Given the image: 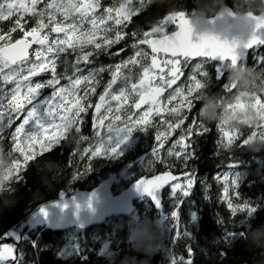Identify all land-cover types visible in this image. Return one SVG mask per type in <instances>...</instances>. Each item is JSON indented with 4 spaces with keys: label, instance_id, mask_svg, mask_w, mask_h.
I'll use <instances>...</instances> for the list:
<instances>
[{
    "label": "snow or ice",
    "instance_id": "6c2138e0",
    "mask_svg": "<svg viewBox=\"0 0 264 264\" xmlns=\"http://www.w3.org/2000/svg\"><path fill=\"white\" fill-rule=\"evenodd\" d=\"M151 2L112 0L107 4L103 0H0V21L7 20L11 25L0 34V142L7 140L17 157L12 161L11 172L4 177L12 182L21 181L22 169L39 155L60 145L70 131L78 134L77 143L91 141L89 147L83 149L85 153L91 152L88 157L91 160L97 156L116 158L120 155L121 145L133 131L148 134L149 129H154V142L148 145L140 163L153 172L156 165L163 170L150 177L140 175L136 186L161 211L172 233L170 242L175 244L180 238H193L191 231L181 228V217L184 206L189 223L198 219L192 199L196 176L190 171L174 174L168 157L187 162L194 155L187 151L189 145L186 140L193 136L196 121L182 127L186 110L194 107V95L210 84L213 77L217 81L222 79L219 65L215 67V73L210 72L206 65L216 59L236 63L240 43L193 33L183 10L168 11L147 31L125 32L133 17ZM26 15L33 20L30 27L28 20L24 19ZM168 25H175L176 30L171 35L165 32ZM17 30L22 35L14 39L13 33ZM262 31L264 18L254 17L253 34L243 48L256 52L259 46L264 45ZM128 37L133 38L129 55L115 64L89 67L101 54L112 58L123 53L128 45L116 51L110 50ZM145 45L150 51L145 50ZM257 60L264 62V57L257 56ZM190 61L194 62L189 65ZM61 65L63 71L59 70ZM189 67L185 77L184 69ZM106 69L110 78L93 104L90 97L97 92L96 86ZM178 81L181 83L177 84ZM231 87L228 82L223 84L224 90ZM45 89L50 91L45 94ZM237 103L242 105L244 101ZM253 104L264 107V99L256 96ZM89 109L91 137L80 135L84 114ZM216 127L220 134L217 147L229 149L239 139L242 148L250 136L264 130V121L250 129L245 138H241L239 128L221 122H217ZM177 129L178 138L166 148L168 137ZM195 131L199 132V126ZM177 145L179 151L176 150ZM76 155L82 156L83 153L73 148L69 162H73ZM237 164L239 161L229 167ZM77 175L74 172L73 179ZM215 179L223 184L219 200L226 204L231 217L240 214L235 223L247 230L257 220L260 205L247 197L241 200L238 173L231 177L227 171L222 175L217 173ZM200 183L207 200L208 186L203 180ZM165 188L169 189L168 197L172 200L169 212H165L161 196ZM232 197L240 202H234ZM39 210L46 214L43 206ZM243 236L245 231H225L218 239L230 242ZM0 239L8 241L0 242V264H37L33 260L25 262L23 251V245L30 242L38 256L35 238L26 239L23 234L2 232ZM186 252V260L183 255L173 256L171 264H193V247L186 246ZM219 255L223 256L224 252H219Z\"/></svg>",
    "mask_w": 264,
    "mask_h": 264
},
{
    "label": "trees",
    "instance_id": "16d2710c",
    "mask_svg": "<svg viewBox=\"0 0 264 264\" xmlns=\"http://www.w3.org/2000/svg\"><path fill=\"white\" fill-rule=\"evenodd\" d=\"M103 2L111 4L112 0H103ZM181 5H184V7L181 8ZM173 6L177 10L185 11L187 7H190V0H160V2L152 0L141 13L133 17L125 32L136 31L140 33L147 31L159 19H162L168 13L170 7ZM24 19L28 20V26L30 27L33 20L28 18L27 15ZM10 26L9 21H0V34L7 31ZM172 29L174 28L168 25L165 32L168 33ZM19 35H22V33L17 30L16 33H13V38H19ZM132 40V37H128L113 46L110 51H116L128 45L125 51L116 57L110 58L105 54H101L93 64L94 67H99L101 64H115L121 58L129 55ZM144 48L148 51L146 46ZM257 56L264 57V45L259 46L256 52L250 50L246 59L242 62L264 66V62H258ZM71 59L69 57V60ZM193 62L190 61L189 65ZM227 63L221 66L210 61L206 68L215 73V67L219 65L220 75L222 76ZM59 70H64L62 65ZM68 71L71 72V67ZM135 71H138V69L134 70V73ZM185 71L186 77L188 69H184ZM226 75L219 81L215 80L214 77L212 78L211 91L222 93L228 91L223 89V84L228 82ZM109 78L110 75L106 69L101 74L100 83L96 86L97 92L90 97L93 104ZM133 79H135V75H133ZM183 79L184 77H182V81ZM180 83L181 81L177 82V84ZM49 91V89H45V93ZM199 106V103H195L191 110H186L187 116L182 125L186 128L193 120L196 121L193 136L186 140V144L189 145L187 151L194 153V155L187 162H181L174 156L168 157L169 163L173 165L174 173L190 171L194 172L196 176L192 199L195 201L193 210L198 211V219L195 223H189L187 210L184 206H182L183 214L181 217V228L186 227L191 231L193 238L191 240L186 237L180 238L173 244L170 242L172 234L170 230H161V246L149 258V264H171L172 257L180 255H183L186 260V246L188 245L194 249L193 264H264V251L250 248L244 226L235 223L240 214L237 217H231L226 204L219 200L223 184L215 179L217 173L222 175L225 171H230V174H234V172L239 174L240 186L238 191L241 193V200L247 197L254 204L260 205L256 214L257 220L249 225L255 227V223L264 221V167H262L264 165V150L253 152L248 150L246 146L241 148L239 139L233 145L232 150L217 147L216 141L220 137L216 127L217 122H202L197 112ZM84 115L85 121L81 124L80 135L91 137V109ZM197 126H199V132L195 131ZM240 130L241 138H245L250 133V128L247 127ZM154 131V129H149L148 134H146L137 130L132 136L131 143L124 150H121L120 155L116 158L97 156L89 160L90 152L85 153L83 149L89 147L91 141L77 143L76 141H70L69 138L48 152L39 155L22 169L21 181L11 182L13 187L17 189L15 193L16 203L12 207L0 210V233H11V231L19 229L27 216L40 205L71 195L78 190L91 189L113 173L116 175L111 188L113 193L119 192L129 183L139 178L140 175L150 176L154 172L147 166L142 167L140 162L146 154L148 145L154 142ZM174 133L179 135V129ZM0 144L10 147L7 140L0 142ZM73 148L78 149V152L83 153V155H76L74 161L69 162L68 157ZM45 161H54L60 167L44 170L40 165ZM237 161H239V164L235 167H229L230 164H235ZM158 170L162 171L163 169L156 165L155 172ZM74 172L78 174L76 179H73ZM201 180L208 186L207 195L209 198L207 200L204 199L205 192L203 185L200 183ZM168 191L169 189H166L162 196L165 212H169L172 206ZM232 198L234 202H240L237 201L236 197ZM134 204L135 209L129 215H113L106 218L102 223L85 229L68 228L61 231H52L39 226L22 233L26 239L35 238L39 247L37 256V250L32 247L30 242L23 245L25 262L33 260L37 264H108L110 258L115 256L119 259L125 255H135L137 259H141L142 255L134 253L126 239L130 222L133 219L147 216L159 223L158 220H161V217L157 220V216L162 213L160 210H156L146 197L135 201ZM160 225L167 226L165 221L161 222ZM225 231H245V236L235 237L230 242H225L218 239L223 236ZM69 238L77 243V247L69 251H63ZM0 242L8 241L0 239ZM205 250L207 254H205ZM221 251L224 252L223 256L219 255ZM58 253L60 255H57ZM81 257L84 258L81 259Z\"/></svg>",
    "mask_w": 264,
    "mask_h": 264
},
{
    "label": "clouds",
    "instance_id": "9594fccd",
    "mask_svg": "<svg viewBox=\"0 0 264 264\" xmlns=\"http://www.w3.org/2000/svg\"><path fill=\"white\" fill-rule=\"evenodd\" d=\"M160 2V0H156ZM181 8L184 5L180 6ZM169 11L175 12V6ZM186 16L193 33L222 37L231 30L235 40L246 43L253 34L254 17L264 18V0H190ZM226 79L232 87L227 92L211 91L210 84L197 91L193 99L199 103L198 117L202 122H221L229 127L256 128L264 121V107L254 106L256 96L264 99V66L228 62ZM244 104H238V101ZM70 141H76L78 134L69 132ZM246 147L258 152L264 150V130L250 136ZM228 150H232L230 147ZM10 147L0 144V210L15 205L16 196L12 183L6 177L12 170V161L16 159ZM40 167L44 170L59 168L54 161H45ZM264 167V165H262ZM161 225L147 216L130 222L126 239L134 253L142 255L141 259L133 256L110 258L108 264H149V258L160 248ZM248 246L264 251V222L246 230Z\"/></svg>",
    "mask_w": 264,
    "mask_h": 264
},
{
    "label": "water",
    "instance_id": "95a60500",
    "mask_svg": "<svg viewBox=\"0 0 264 264\" xmlns=\"http://www.w3.org/2000/svg\"><path fill=\"white\" fill-rule=\"evenodd\" d=\"M170 26L174 29L166 33L168 35H171L172 32L176 30L175 25ZM261 35L264 36V31L261 32ZM193 38L195 39L196 36ZM221 39L232 41L235 40V36L231 30H229L221 37ZM148 51H150V49H148ZM249 51L250 50L243 48V44H240L237 48L238 61H244ZM213 62L224 66V64L229 61L225 60L221 62L219 59H216ZM225 74L226 71L222 73V77ZM158 172L159 170L153 174ZM115 178L116 175L113 173L97 183L91 189L78 190L71 195L40 205L37 209L32 211L21 224L20 233H26L27 231L39 226H43L44 228L52 231H61L68 228L85 229L90 226L100 224L106 218L113 215H129L135 209L134 202L144 197H146L151 203L147 194L137 188V179L129 183L119 192L113 193L111 188ZM166 189L168 188H165L162 191L161 196H163V192ZM41 206L45 208L46 214L40 212L39 209Z\"/></svg>",
    "mask_w": 264,
    "mask_h": 264
},
{
    "label": "rangeland",
    "instance_id": "374dc122",
    "mask_svg": "<svg viewBox=\"0 0 264 264\" xmlns=\"http://www.w3.org/2000/svg\"><path fill=\"white\" fill-rule=\"evenodd\" d=\"M81 67H83V65H81ZM89 67H94V65H90ZM186 69H188V72L190 71V68H186ZM185 73H186V71H185ZM45 94H47V93H45ZM136 131H137V130L133 131V133L130 135L129 139H128L124 144L121 145V147H120V151H121V150H124V149H125L130 143H131L132 136H133V134H134ZM178 136H179L178 134L173 133V135H172L171 137H168L167 142H166V148H167L168 146H171V142H172V140L178 138ZM166 148H165V150H166ZM176 150H180V149H179V145L176 146ZM89 152H90V151H89ZM90 154H91V152H90ZM227 172L230 173V171H227ZM231 175H235V172H234V174H230V177H231ZM160 217H161V220H158ZM157 220L159 221V224H161V222H164V220H163V218H162V214H161L160 216H157ZM163 229L169 231V229L167 228V226L163 227V226L161 225L160 231L163 230ZM13 232H15L16 234H20V228H19V229H16L15 231H11V233H13ZM76 247H77V243H76V242H73V241L71 240V238H69V240H68L66 246L63 248V251H69V250H71V249H73V248L75 249Z\"/></svg>",
    "mask_w": 264,
    "mask_h": 264
}]
</instances>
